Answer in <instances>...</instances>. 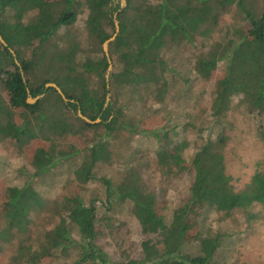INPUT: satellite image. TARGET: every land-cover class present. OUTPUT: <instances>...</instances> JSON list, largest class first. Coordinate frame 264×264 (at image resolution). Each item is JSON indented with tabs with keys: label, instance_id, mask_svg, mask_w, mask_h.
Wrapping results in <instances>:
<instances>
[{
	"label": "trees",
	"instance_id": "obj_1",
	"mask_svg": "<svg viewBox=\"0 0 264 264\" xmlns=\"http://www.w3.org/2000/svg\"><path fill=\"white\" fill-rule=\"evenodd\" d=\"M115 1L0 0V34L6 42V46L0 43V86L7 96L5 100L0 93V136L22 152L34 168L31 177H43L59 162L80 153L74 145L68 151L58 148L55 138L88 132L92 142L85 145L84 156L73 173L78 183L92 180L95 165L108 159L109 134L122 129L134 132L138 128L124 119V106L115 97L108 100V93L159 81L162 49L183 41L192 42L203 26L217 24V10L229 0H126L123 8L115 5ZM238 2L248 28L239 29L237 37L213 43L195 63L197 73L207 78L218 62H225L212 107L216 117L228 110L233 96H240L243 102L264 114V11L257 14L244 6V0ZM82 7L87 11L84 40L67 34ZM114 13L119 31L108 44L115 69L109 80L106 78L109 63L102 44L114 33ZM62 29L71 35L63 44L55 39ZM48 82L56 83L68 101L55 88H46ZM29 95L41 97L28 103ZM78 110L90 120L100 121L87 123L77 116ZM100 127L107 133L101 136ZM165 133L167 136L168 131ZM225 141L222 135L207 140L194 153L189 197L173 210L169 222L154 195L142 188L136 171L128 169L115 184L102 178L108 201L129 202L142 231L159 237L156 242L142 241L140 259L109 261L94 243L96 206L85 204L76 192L63 198L58 223L44 234L35 249L31 244L20 245L12 264H37L58 254L66 257L77 248L80 255L72 264H213L222 235L202 230L205 210L215 208L229 214L245 210L255 202L264 203V169L256 172L245 188L234 189L225 170ZM33 142L48 144H38L27 157L22 150ZM185 146L182 140L171 141L166 148L170 154L163 155L161 163L176 165L181 171ZM42 204L40 193L30 180L20 186H9L8 197L0 206V251L16 233L28 230L30 214L42 208ZM192 229L195 252L188 254L184 245Z\"/></svg>",
	"mask_w": 264,
	"mask_h": 264
},
{
	"label": "rangeland",
	"instance_id": "obj_2",
	"mask_svg": "<svg viewBox=\"0 0 264 264\" xmlns=\"http://www.w3.org/2000/svg\"><path fill=\"white\" fill-rule=\"evenodd\" d=\"M244 3L246 8L257 14L264 11V0H244ZM114 4L120 8L124 6L123 0H116ZM238 4V0H229L225 6H220L217 24L203 26L192 42L183 41L162 49L159 81H149L139 87L126 86L108 93V100L115 97L119 105L124 106V119L138 128L134 132L122 129L109 134L106 140L108 159L95 165L94 178L87 183L75 181L73 172L84 156L85 145L92 142L90 133L55 138L58 148L68 151L74 145L80 153L75 158L59 162L43 177H31L34 168L21 155L22 152L19 153L10 140L0 136V206L8 197L9 186H20L28 180L43 200L42 208L30 214L28 230L16 233L10 242L3 245L0 264H12V258L22 244H31L35 249L44 234L58 223L64 207L63 198L76 192L85 204L96 206L94 243L106 253L109 261L122 263L140 259L142 241L150 239L156 242L159 237L142 231L129 202L108 201L102 178H109L115 184L128 169L136 171L142 188L154 195L165 220L169 222L173 210L189 197L194 177L191 164L194 153L207 140L220 135L226 140L223 148L225 170L234 189L245 188L251 177L264 169V114H259L240 96H233L228 110L216 117L212 107L225 62H218L207 78L195 70L197 58L209 51L213 43L237 37L239 29L248 28L245 13ZM86 14L85 7L80 8L78 18L67 34L85 39ZM64 30L55 37L62 44L71 36ZM114 70L112 64L106 71V75L109 74L107 79ZM0 93L7 100L1 86ZM166 130L168 134L164 136ZM98 133L102 136L107 131L100 127ZM176 139L186 143L182 150L185 164L181 171L176 165L161 163L170 154L167 146ZM38 144L48 143L33 142L22 151L28 157ZM201 228L208 234L222 235L213 264H264V203L255 202L245 210H234L229 214L215 208L206 209ZM194 234V229L188 233L185 253L195 252ZM75 237L79 239L77 235ZM79 255V248L72 249L66 257L58 254L37 264H72Z\"/></svg>",
	"mask_w": 264,
	"mask_h": 264
},
{
	"label": "water",
	"instance_id": "obj_3",
	"mask_svg": "<svg viewBox=\"0 0 264 264\" xmlns=\"http://www.w3.org/2000/svg\"><path fill=\"white\" fill-rule=\"evenodd\" d=\"M124 2V6L126 4V0H123ZM123 6V7H124ZM119 31V22L118 20L116 19V14L114 15V33L111 35V37H109L103 44H102V48H103V52L105 54V56L107 57V60H108V63H109V66H108V71L109 69L111 68V65H112V62H111V59L109 57V53H108V44L113 41L117 35ZM0 43L3 44L4 46H6V42L5 40L3 39V37L1 36L0 34ZM11 53L13 54V56H15V53L12 49H10ZM15 62L18 63L17 59H15ZM109 74L107 73L106 75V78H108ZM45 87L46 88H49V87H53L56 89V91L58 92V94L62 97V99L67 102L68 99L66 98V96L64 95L63 91L60 89V87L54 83V82H48L45 84ZM40 96H37V97H31L30 95L27 97V102L28 103H34L36 102L37 99H39ZM108 99V98H107ZM78 116L81 117L84 121H86L87 123H95V122H99L100 119L97 118L96 120H90L89 118H87L86 116H84L80 110H78L77 112Z\"/></svg>",
	"mask_w": 264,
	"mask_h": 264
}]
</instances>
